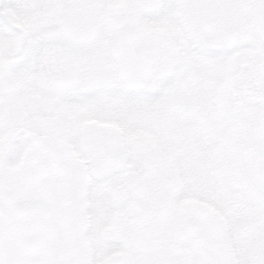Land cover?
<instances>
[{"label":"flooded vegetation","instance_id":"flooded-vegetation-1","mask_svg":"<svg viewBox=\"0 0 264 264\" xmlns=\"http://www.w3.org/2000/svg\"><path fill=\"white\" fill-rule=\"evenodd\" d=\"M11 1L17 4L20 17L18 25L12 26L13 29L9 21L10 14L15 12L10 8ZM26 2L0 0V177H5L11 164L20 166L18 171L23 183L25 177H37L34 181L33 202L49 208L51 237L48 248L51 264H104L110 256L122 257L123 264H127L129 256L137 264L138 228L144 229L143 237L146 236L138 253L142 256V264H155V257L161 252L159 246L168 244L174 236L180 239L181 234L184 240H194L198 245L201 253L199 264H224L226 261L227 264H264V240L255 242L256 239L249 234L251 223L245 219V222L240 223L238 234L234 232L236 223L232 216H215L221 233H214L211 223L205 225L202 222L199 226L194 211L197 209L192 204L193 213L186 218L182 216L176 231L162 235L154 228L153 218L142 209L145 198L151 201L158 188V194L167 192V202L170 207L173 205L169 194L171 163L177 167L173 172H179L183 177H200L206 185L200 166V153L203 149L206 159L216 160L215 156L218 155L211 152V146L220 145L223 152L221 156L228 159L234 150V128L242 130V136L237 138L240 146L236 150L242 152L237 160L238 166L242 165L245 175L259 178L264 190V0H169L167 3L163 0L160 8L171 12L175 24L173 40L167 39L163 47L157 46L146 31L152 21L153 4H158L160 0H120L106 9L105 15L118 10L115 22L117 31H131L135 36L132 40L134 54L141 52L144 60H148L147 77L141 79L143 87L139 89L126 87L118 75V63L109 56L105 55L96 63L94 57L80 58L72 53L67 55L68 49L72 48L105 46L102 41L89 40L95 38L102 25L89 0H68L61 4V17L56 22L58 30L66 34L68 41H60L59 44H56L57 40L52 35L43 37V33L48 32L36 25L32 27L33 38L27 40L30 30L25 24ZM53 2L49 0L50 4ZM173 3L181 6L167 7ZM40 4L41 0H36V5ZM189 4L197 7H187ZM120 5L125 8H120ZM175 10L179 15H173ZM231 30L235 31V43H229L226 39ZM192 33L199 37L196 45L190 53L178 55V46ZM91 42L98 45L94 46L95 43ZM42 47L53 52L41 58L39 53ZM133 64L140 67L137 57ZM157 69L160 72L155 75ZM68 72L75 73L73 80L77 81V87L58 90L49 84L51 75ZM251 81H260V88H252ZM115 89L132 93L133 98L138 91L161 93L162 108L153 111L146 106L142 116L133 99L129 115L132 138L136 136L139 122L146 123L160 117L157 122L162 124L164 139L167 145L171 140L177 142V152H164L163 157L166 159L163 170L146 163L143 164L144 168L135 169L133 163H123L127 160L122 159L118 152L101 153V160L105 162L103 164L113 168L95 172H90V169L78 170L82 177L96 172L97 177H101L97 179L101 183L99 189L88 191L86 202L89 204V215L74 219L67 209L70 222L68 226L62 227L58 222L59 216L68 204L62 205L63 208L53 206L44 184L48 176H54V173L49 175L51 172L59 170L57 172L60 174L67 170L71 173L74 171V162L79 164L88 159L71 158L74 154L59 151L58 162L52 164L46 159L45 148L50 144L76 143L78 140L75 138L90 143L92 137L98 135L88 133L86 125L77 122H72L70 128L71 132H76L74 139L62 138L56 133L43 134L42 118H57L60 100H67L70 104L65 106L69 112H79L90 118L88 114L94 113L95 107L100 108L101 102L105 100L101 90L112 92ZM117 121L121 126V115ZM217 129H220L219 137L213 135L217 134ZM26 130L41 137L39 146H32V139L26 137ZM117 138L119 141V131ZM143 155L141 159L146 162L150 158L149 152ZM175 160L179 162L178 165L174 163ZM59 174L57 176L62 175ZM209 175H212L211 171ZM3 182H0V191L8 187ZM91 183L88 181L86 185ZM164 186L168 189L165 190ZM226 186L227 191L232 188L231 185ZM95 201L103 202L111 210L110 215L107 210L108 216L99 218L98 222L102 226L99 233L90 232V225L95 220L91 216V205ZM222 206L229 215L228 208L233 209L234 203L227 197L222 201ZM82 225L85 230L88 229L87 232H79ZM98 237L102 243L96 242L100 240ZM261 237L262 234L258 233L257 238ZM96 246L112 253L106 260L99 259L92 252ZM221 254H225L227 259L222 258ZM164 258L168 259V264H178L170 251Z\"/></svg>","mask_w":264,"mask_h":264},{"label":"rangeland","instance_id":"rangeland-1","mask_svg":"<svg viewBox=\"0 0 264 264\" xmlns=\"http://www.w3.org/2000/svg\"><path fill=\"white\" fill-rule=\"evenodd\" d=\"M44 1L47 0L42 1L41 7L37 8L39 9V11L33 10L34 8L32 6L30 7L32 9L27 8L26 23L28 28H31V25L33 24H44L46 26L56 25V18L60 15L59 9H57L60 0H58V3L56 1V5L54 6H51L53 5L52 3L49 4L47 6V10H44L43 8ZM89 2H95L94 4L96 5V9L99 11L98 15L102 19V22L105 23L104 27H101L100 30L103 37H105L104 39L108 46L109 42L111 41L112 34L118 27L117 23L114 22L110 15H104V10L112 5H115L118 0H89ZM167 2H169V0H166V3ZM31 3L32 2H28V4ZM162 4L163 0H160V2L158 4H154L153 7L161 9L160 7ZM14 6L15 10L17 11L16 3ZM91 6L93 7V4H91ZM161 10L167 12L164 9ZM34 12H38V14L35 15ZM168 14H170V12ZM152 15L154 18H157L156 20L162 21H165V16H167L166 14L164 15L159 11L154 12V14L152 13ZM153 23H155V20L153 21ZM165 23H171L169 16H167ZM56 32H51L49 34L56 38V44H59L58 42L64 40V36L60 35L59 31ZM173 32L174 28L168 30H159L156 27H151L148 31V34L151 39L153 38L156 40L158 46L163 47L167 39L173 40ZM33 34L34 33L32 32V29H30L27 38H33ZM43 37H45V35H43ZM175 47L177 46L175 45ZM43 49L44 47L41 48V52L39 53L41 58H44V55L42 53ZM106 51L107 49L102 50L81 48L78 50V52L74 50H68V54L78 53L77 55H79L80 57H86L88 55L100 56L104 55ZM159 69L156 70L155 75L159 74ZM250 83L252 88H260V81H251ZM115 94H117V92H115ZM124 97H119L116 101L111 96L106 97L107 100L101 102L100 108L95 107L97 112L95 111L94 113L88 114L90 118H86L79 112H69L65 106L70 104L67 103V100H64V102L60 100L61 104L57 106V118L53 119V116L42 118L41 126L43 127V134L52 135L56 133V135H59L62 138L68 137L74 139V137H76V132H71V124L73 121H79L82 118L87 120L86 131L88 133L94 132L98 134V136L92 137L93 139H91L90 143H85L82 141V139L75 138L76 140H78V142H76L77 144H71L70 146H67L60 145L58 143L52 145L48 142L50 146H47L45 148L47 149L53 146V148L57 149L58 152L60 151L61 153H64L67 152V147H71L73 152L78 153V155L81 154L85 159H88V164L84 165L83 163L76 164L74 162L72 164V169L74 171L71 173H69V171L67 170L61 171L60 174L59 172H57L59 170L51 172L49 175L54 173V176H48V179L44 184L48 188L45 190L47 191L46 193L51 199L50 202L52 203V205L60 206L61 201L65 202V204H68L65 210H70V215L74 219H77L79 217V194L81 188L85 187L83 186L85 178L79 175L78 170L89 168L91 170L90 172H95L100 169L113 168V166L109 167L104 165L103 163L105 162L101 160V153L109 152L111 146L113 148L117 147L120 150L122 159L127 160L123 163H133L134 165H136L135 169L144 168V165L146 163L150 164L155 169L158 168L160 170H163V165H165L166 159L165 157H163L164 152H177L176 148L179 144L171 140L170 142H168L167 145V142L162 137L163 134L161 130H158L155 125L152 124V122L155 123L157 119H161L160 117L156 118L155 120L148 121L149 124L147 125L149 127L146 126L145 128H143L144 124L139 123V132H136L135 138H132L131 134H127L125 135L126 139H123L122 136H120V140L118 141V133H116L117 128H115L116 130H114L113 120L116 119V117L120 114L122 115V117L124 115V117L126 116V133H128V131L130 132L129 129L130 127H132L130 125V121L128 122L131 109L130 105L132 103L129 101V97L127 95H125ZM160 100L157 104V108L161 107L162 102H160ZM30 104L32 105V102H30ZM33 104L36 103L34 102ZM147 105L149 104H146L141 100H139V102H136L137 110L140 116H142V114L144 113V107H146ZM150 108H152L153 111L156 110L154 107ZM122 112H124V114ZM158 113L160 114V112ZM47 124H49V126H46ZM217 131H220V129H217ZM232 131L234 135L233 138L235 140L234 144L236 145V138L242 136V134H240L241 129L234 128ZM115 137L116 139H114ZM114 141H118L119 143L116 142L115 144H113ZM105 142L107 144H104ZM108 144L110 146L105 147ZM239 146L240 142H237V147ZM142 151L149 152L150 158H148L146 162H144L141 158L145 156L143 154H147V152L142 153ZM110 152L114 151L110 150ZM201 152H204L203 149ZM197 153H199V151H197ZM202 156V153H200V166L203 169V174H201L205 176V180L207 182L206 185L201 180L198 181L197 177H183L179 175V172H173V169H176L177 167L172 166L171 163L169 177V179L171 180L169 184H171L169 187V194L171 200L174 202V208L167 210V212H163L162 208L157 209L156 206L154 207L155 213H160L158 214L160 220H164L162 218H165L166 220V223L162 224L161 228H163L165 232L169 234L174 233V231H176L177 229L176 227L178 226L176 224V216L180 214L181 216L188 217L185 214H188V212L191 211L190 205L193 202L197 205L207 206L211 210L215 207L214 211L219 217L227 216L231 218L232 216L234 218V222L236 223V225H234V232L238 234L241 230L240 223L245 222L243 220L247 219V221L251 223L249 224V229L252 228V230H249V234L251 235V237L256 239L255 242L264 240V191L261 189L262 186L259 181V178L252 175H245L242 171V165H237V160L242 156V152L236 153L234 147V153L232 154V157L230 156L228 159H226L224 156H216L219 159L215 161L204 159V157ZM28 157L29 156L27 155V160L29 159ZM130 159L133 160L131 161ZM174 163H177L178 165L179 162L175 160ZM19 167L12 164L9 165L8 173L5 175L4 178L0 177V182H3L2 180L6 181L3 183H5L10 188V190L14 191L19 197H22L23 200L33 202V182L35 181V179H37V177H25V183H23V179L18 171ZM52 170L55 169L52 168ZM209 171H211L212 175H209ZM62 172H67L68 174ZM58 174L62 175L57 176ZM0 175L2 174L0 173ZM89 179L93 180L96 179V177H90ZM209 181H212L210 185L208 184ZM226 184L232 186V188H228L229 191L226 190ZM89 188L92 191H97V189L99 188V183H91ZM165 188L168 189V187ZM131 195L133 196V193H131ZM238 195H240V199L237 198ZM227 197H230L234 203L233 209L230 210L228 208L229 215L226 214V209L224 206H222V201L225 200ZM166 198L167 192L165 191V194L161 196L160 199L162 200ZM156 200L158 201V199ZM138 206L141 207V204H139ZM107 210L110 215L111 210H109L108 207L100 201H95L93 205H91V216L94 217L95 220H93L90 232L99 233L101 231L102 226L99 224L98 221L99 218L108 216V213H106ZM61 219L62 215L59 216V221ZM258 233L262 234L261 238H257ZM96 242L102 243L101 239ZM188 249L189 248L186 247L182 239H176V236H174L173 240L170 241L168 246L161 247V255L164 256L169 250L175 255L176 263H188V260L190 258L188 255ZM92 252L94 253L95 257L101 259L108 256L109 252L111 251L104 250L99 246H96ZM127 257V264H135L131 257ZM157 262L158 258L155 260V263Z\"/></svg>","mask_w":264,"mask_h":264},{"label":"water","instance_id":"water-1","mask_svg":"<svg viewBox=\"0 0 264 264\" xmlns=\"http://www.w3.org/2000/svg\"><path fill=\"white\" fill-rule=\"evenodd\" d=\"M60 88H64L66 86L64 85H59ZM34 207L33 206H23V207H18L16 206L14 208V205L11 204H7L4 209L1 211V227H14V232L18 233V228L19 225H26L27 227H31L32 229H34L37 225H42L44 223H42L41 221L38 220V222L36 220L33 221H29V218H34L37 217V214L34 211ZM12 211H16L15 213L12 214ZM12 215L16 216L18 219L20 218H28V220L26 219H22L21 221H16L15 223H11L8 219L13 217ZM66 222V220H64ZM41 222V223H40ZM9 223V224H8ZM33 234V231H32Z\"/></svg>","mask_w":264,"mask_h":264},{"label":"snow or ice","instance_id":"snow-or-ice-1","mask_svg":"<svg viewBox=\"0 0 264 264\" xmlns=\"http://www.w3.org/2000/svg\"><path fill=\"white\" fill-rule=\"evenodd\" d=\"M180 6L181 5H178V4H175V3L167 5V7H171V8H177V7H180ZM187 7L195 8L197 6L194 5V4H189V5H187ZM198 39H199V37H198V35L196 33L189 34L182 41V43L178 46L177 54L178 55H183V54H186V53H190L192 48L196 45Z\"/></svg>","mask_w":264,"mask_h":264}]
</instances>
